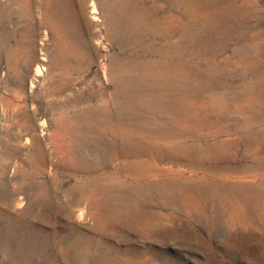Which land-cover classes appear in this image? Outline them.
Returning a JSON list of instances; mask_svg holds the SVG:
<instances>
[{
    "label": "bare ground",
    "instance_id": "bare-ground-1",
    "mask_svg": "<svg viewBox=\"0 0 264 264\" xmlns=\"http://www.w3.org/2000/svg\"><path fill=\"white\" fill-rule=\"evenodd\" d=\"M9 1L3 9L7 16L11 15L8 7L13 5L12 0ZM73 1L41 0L38 8L54 39L53 55L44 58L49 62L47 77L55 81L49 82L42 93L49 100L51 114L57 113L51 123L50 146L61 155L62 162L56 168L74 184L64 189L63 199L59 193L52 195L49 185L58 184L52 179L50 184L35 189L24 208V195L29 186L21 182L13 191L2 183L0 241L20 243L21 257L28 262L35 255L52 264L59 260L64 264H114L112 261H117L116 264H143L148 252L131 245L129 231L119 222H132L145 234L157 235L156 229L165 228L167 221L175 222L174 217L161 211L177 209L180 199L169 192L178 191L187 212L197 211L201 204L190 193L207 192L213 201L218 199V205L224 207L221 202L224 198L218 191L230 186L226 181L255 176H243L245 166L224 167L211 173L196 168L203 150L188 134L199 129L198 109L206 104L213 107L218 104L216 100L213 103L200 97L197 73L187 67L191 64L186 55L197 50L200 36L195 30L196 23L201 20L197 0H170L177 4L167 8L154 0H108L101 34L118 50L148 53L150 56L144 61L132 60L137 67L133 74L124 69L107 74L105 86L101 85L97 75L94 76L95 87L87 82L82 69L90 39L79 27L85 21L83 0ZM75 4L79 12L75 11ZM35 6L34 0H27L26 11L30 17H33ZM146 26L148 32L143 31ZM47 37L44 31L43 39ZM10 39L13 40V35L5 30L0 38L2 58L4 55L6 59L9 52ZM154 41L158 43L155 45ZM21 43L20 38L13 41L11 53L16 54ZM27 43L31 48L34 39L27 38ZM29 55H33L30 49ZM128 57L131 56L123 58ZM168 57L178 58V61L170 66ZM92 102L95 104L91 105ZM157 107L169 118L160 117ZM150 124L160 126L148 128ZM17 126L19 133L34 130V125L26 121ZM89 137L109 149L105 166L118 162L129 186L122 181L115 182L119 179L116 171L100 173L93 168L92 161L97 160L91 161L84 154L93 152L83 140ZM106 137L118 138L121 147L105 144ZM37 152L34 165L43 169L46 160L40 145ZM164 162L166 166L161 165ZM179 164L187 168L175 169ZM261 164L264 169V158ZM176 170L190 174L182 180L186 181L183 185L173 180ZM18 173L22 179L27 177L23 169ZM30 177L34 178V175ZM195 180L204 182L198 184ZM82 205L86 206V211H78L77 219L83 224L90 218L92 225H81L79 230L73 226V207ZM82 229L95 236H88ZM102 231H111L113 236ZM118 236L126 242L124 248L118 244L121 242ZM145 240L155 242L149 236Z\"/></svg>",
    "mask_w": 264,
    "mask_h": 264
},
{
    "label": "rangeland",
    "instance_id": "rangeland-1",
    "mask_svg": "<svg viewBox=\"0 0 264 264\" xmlns=\"http://www.w3.org/2000/svg\"><path fill=\"white\" fill-rule=\"evenodd\" d=\"M6 1L9 0H0V35L6 30L13 35V40L10 39L12 41L6 59L4 55L0 57V188L4 183L8 189L15 191L19 183L25 182L30 188L23 194L25 208L35 189L45 183L50 184L52 179L58 183L56 186L49 185L52 195L59 193L61 198L64 197V189L74 182L56 168L62 162L61 155L50 146L49 138L53 133L51 123L57 113L51 114L49 100L42 93L49 82L55 81L47 77L49 62L44 58L53 55L54 39L41 18L38 8L41 0H34L36 6L32 9L33 17L27 14V0H10L13 3L8 7L11 15H5L3 9L7 5ZM197 1L201 20L196 23L195 30L200 32V36L197 50L186 55L191 64L187 67L197 73L200 97L213 103L216 100L218 104L216 107L206 104L198 109L199 129L196 133L188 134L196 139L195 143L203 150L196 168L203 173H211L224 167L245 166L246 173L243 176L255 177L226 181L230 186L218 191L219 196L224 198L221 201L224 207L218 205V199L213 201L207 192H200L198 196L190 193L201 204L197 211L187 212L178 191L169 192L180 199L177 209L161 211L174 217L175 222L167 221L165 228L156 229L157 235L145 234L132 222L122 223L120 220L119 223L129 231L131 245L137 250L145 249L148 252L143 264H264V169L261 164L264 158V0ZM107 2H82L85 21L82 25L79 21V27L90 37L82 69L91 87H95L92 81L94 76L97 75L101 85L105 86L107 74L117 73L119 69L133 74L137 67H134L132 60L144 61L150 56L148 53L118 50L101 34L107 16ZM154 3L166 8L177 4L170 0H154ZM75 11L79 12L77 4ZM44 31L48 39H43ZM143 31L148 32L149 28L146 26ZM19 38L22 40L19 51L11 53L13 41ZM27 38L34 39L31 48ZM154 43L156 45L158 42ZM29 49L33 55H29ZM167 61L172 66L178 58L168 57ZM53 73L56 74V71ZM111 107L114 111V106ZM157 108L160 117L169 118L164 110ZM23 121L34 125L31 133H19L17 124ZM154 126L160 124H150L148 128ZM83 140L93 150L84 154L91 161L97 160L92 161L93 168L100 173L116 171L119 179L114 178L115 182L122 181L129 186V180L119 169L118 162L110 167L105 166L109 149L96 144L90 137ZM104 143L112 144L115 148L122 145L114 137H106ZM37 145H40L46 160L43 169L34 165L38 154ZM161 165L166 166V162ZM185 168L184 164H179L175 169ZM22 169L27 174L23 179L18 175ZM174 172L176 175L173 180H178L182 185L186 182L182 180L190 176L182 170ZM202 182L195 180L198 184ZM15 196L18 199L19 195ZM3 198L0 194V205ZM85 208L84 205L73 207V226L79 230L84 224L92 225L90 218L83 224L77 219L78 211H86ZM48 231L51 233V230ZM82 232L95 236L86 229H82ZM104 233L113 236L111 231ZM147 236L153 237L155 242H147ZM118 239L121 241L118 244L124 248L126 242L122 236H118ZM21 255L20 243L0 241V264H52L46 258H37L35 255L28 262ZM111 263L116 264L117 261ZM53 264L64 263L59 260Z\"/></svg>",
    "mask_w": 264,
    "mask_h": 264
}]
</instances>
